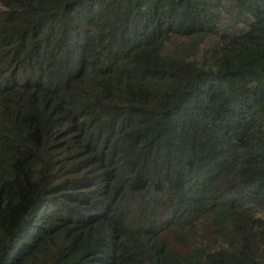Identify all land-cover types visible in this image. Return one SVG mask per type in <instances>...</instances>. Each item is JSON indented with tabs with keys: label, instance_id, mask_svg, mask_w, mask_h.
I'll return each mask as SVG.
<instances>
[{
	"label": "trees",
	"instance_id": "1",
	"mask_svg": "<svg viewBox=\"0 0 264 264\" xmlns=\"http://www.w3.org/2000/svg\"><path fill=\"white\" fill-rule=\"evenodd\" d=\"M0 264H264V0H0Z\"/></svg>",
	"mask_w": 264,
	"mask_h": 264
}]
</instances>
